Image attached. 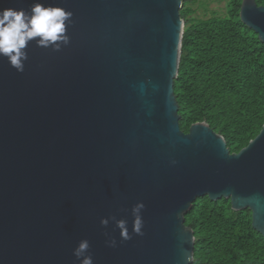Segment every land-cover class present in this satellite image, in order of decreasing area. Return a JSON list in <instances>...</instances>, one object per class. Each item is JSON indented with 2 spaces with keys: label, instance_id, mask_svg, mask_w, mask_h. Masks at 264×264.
Returning a JSON list of instances; mask_svg holds the SVG:
<instances>
[{
  "label": "water",
  "instance_id": "1",
  "mask_svg": "<svg viewBox=\"0 0 264 264\" xmlns=\"http://www.w3.org/2000/svg\"><path fill=\"white\" fill-rule=\"evenodd\" d=\"M35 3L74 13L71 42H30L23 73L0 56V264H80L85 239L94 264H193L186 215L206 195L251 210L264 236V125L238 152L206 122L180 127L183 0H0V10ZM240 17L264 43V5L242 0Z\"/></svg>",
  "mask_w": 264,
  "mask_h": 264
},
{
  "label": "trees",
  "instance_id": "2",
  "mask_svg": "<svg viewBox=\"0 0 264 264\" xmlns=\"http://www.w3.org/2000/svg\"><path fill=\"white\" fill-rule=\"evenodd\" d=\"M201 1L183 0L181 10L180 127L187 133L206 122L238 152L264 125V43L242 22V0H227L224 16L205 19L193 16ZM186 224L196 237L193 264H264V236L253 227L252 211L234 210L230 199L197 198Z\"/></svg>",
  "mask_w": 264,
  "mask_h": 264
},
{
  "label": "clouds",
  "instance_id": "3",
  "mask_svg": "<svg viewBox=\"0 0 264 264\" xmlns=\"http://www.w3.org/2000/svg\"><path fill=\"white\" fill-rule=\"evenodd\" d=\"M73 16L74 13L65 8L45 6L42 3L33 4L30 11L12 7L0 10V56L6 57L13 68L23 73L25 61L28 60L26 49L30 42L35 40L37 46L51 47L55 51L70 44L71 38L67 32L68 26L73 23ZM144 208L145 204L142 201L132 208L134 217L132 233L136 235H144L142 216ZM111 219L115 220L116 227L120 229L122 240L132 239L126 219L116 220L115 217ZM108 224L109 218L101 219L102 226L107 227ZM108 243L111 247L117 246L115 238L110 239ZM89 248L90 242L85 239L74 249L73 254L77 260H80V264H94L92 256L87 254Z\"/></svg>",
  "mask_w": 264,
  "mask_h": 264
},
{
  "label": "rangeland",
  "instance_id": "4",
  "mask_svg": "<svg viewBox=\"0 0 264 264\" xmlns=\"http://www.w3.org/2000/svg\"><path fill=\"white\" fill-rule=\"evenodd\" d=\"M193 16L198 18H209L213 15L224 16L227 13V0H203L194 5Z\"/></svg>",
  "mask_w": 264,
  "mask_h": 264
}]
</instances>
